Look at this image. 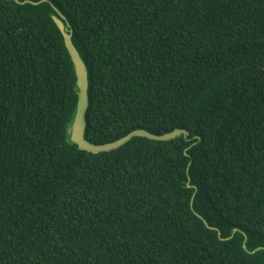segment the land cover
<instances>
[{"label":"trees","instance_id":"16d2710c","mask_svg":"<svg viewBox=\"0 0 264 264\" xmlns=\"http://www.w3.org/2000/svg\"><path fill=\"white\" fill-rule=\"evenodd\" d=\"M0 264H264V0H0Z\"/></svg>","mask_w":264,"mask_h":264},{"label":"water","instance_id":"95a60500","mask_svg":"<svg viewBox=\"0 0 264 264\" xmlns=\"http://www.w3.org/2000/svg\"><path fill=\"white\" fill-rule=\"evenodd\" d=\"M7 1H13L19 5L30 4L33 6L46 2V0H40L37 2L30 1V0H25L22 2H20L19 0H7ZM53 9L57 15H53L52 20L62 35L63 43L68 52L70 60L73 64L74 74L76 78V81H75V92L77 95L76 107H75L72 119L66 126V130H65L69 143L76 145L78 151H85V152H89L93 154H98V153H104V152H110V151L116 150L122 147L123 145H125L127 142H129L131 139L135 137L146 138L148 140L157 141V142L170 141L179 136H183L184 138L187 137L188 135L187 131L181 130V129H175L171 132H168L162 135H155L146 130L137 129V130H134L128 133L127 135H125L124 137L120 139H117L113 142L106 143V144L97 145V144H92L91 142L86 140L85 138L86 118L85 117H86V111L89 105V101H88L89 84H88L87 67L84 61L82 60L79 52L73 45L72 30L70 28V25L67 19L55 7H53ZM187 187L190 188L189 183H187ZM190 205L192 207L193 198H191ZM199 218L203 221V223L207 226V228L211 230H215V228L208 226L207 222L202 217L199 216ZM218 237L220 238L219 232H218Z\"/></svg>","mask_w":264,"mask_h":264}]
</instances>
